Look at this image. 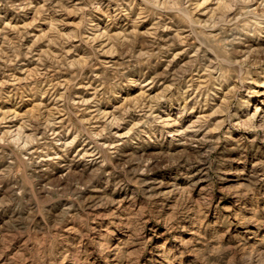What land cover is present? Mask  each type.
Instances as JSON below:
<instances>
[{
    "label": "clouds",
    "instance_id": "1",
    "mask_svg": "<svg viewBox=\"0 0 264 264\" xmlns=\"http://www.w3.org/2000/svg\"><path fill=\"white\" fill-rule=\"evenodd\" d=\"M199 7L191 0H36V4L33 0H0V20L11 10L18 23V34H28L32 24L22 21L30 20L32 11L36 20L41 15L78 16L79 23L69 35L78 36L91 51L88 62L81 60L75 66L71 87L77 86V80L85 85L95 81L94 88H87L93 93L91 100L80 97V103H73V97L64 95L59 99L61 107L52 115L40 105L38 114L34 115L33 110L23 114V127L33 129L34 139L30 138L28 143L38 145L34 155H26L22 144L9 139L15 137L14 130L4 132L0 182L16 181V191L0 198V218H12L10 230L0 234V264H264V171L260 170L264 169V160L259 161V169L253 168L244 178V183L225 188L222 165L228 161L216 153V142L209 144L207 137L197 140L188 135L195 133L196 127L171 132L167 127L179 124L190 111L187 103L181 102L188 96L182 84L191 81L183 79V72L168 71L171 60L168 67L159 70L176 43L170 38L161 45L160 40L169 24L181 26V31L192 35L218 23L195 19ZM231 7L236 9L234 20L220 25L221 34L230 36L221 40L225 46L222 51L243 44V34L264 37V0H258L255 8L249 6L248 0H236ZM242 18L244 26L235 23ZM145 21L151 24L147 31H129ZM56 23L66 25V16ZM229 23L231 27L225 30ZM184 24L187 29L182 27ZM113 27L123 30L119 37H113L120 56L111 65L101 64L97 76L95 65L101 49L93 47V41L105 35V28L111 32ZM124 37L129 39L125 41ZM194 63L190 62L183 71L191 72ZM215 63L219 68V60ZM229 63L232 75L221 72L213 77L210 71L209 83L229 89L224 123L230 129L237 126L233 124L237 112L231 108L239 111L250 107V100L245 97L261 95L246 85L264 82V59ZM151 72L156 75L148 87L160 77L170 81L161 92L150 96L145 90L140 97L126 101L115 110L118 120L110 118L114 114L100 110L101 101L111 104L113 98L121 96V89L128 91L125 85L141 84ZM64 91L68 93L69 88L66 86ZM205 91L210 89H202L201 94ZM49 95L52 100L57 99L56 94ZM11 96L9 93L0 99ZM26 99L29 97L15 102L19 107ZM174 100L179 106L175 118H162L156 109L163 112L161 102L171 104ZM196 103H201L199 98ZM61 111L68 120V124L60 125L61 133L66 129L73 133L71 139L65 135L63 141L54 132L49 133L46 122L58 124L55 116ZM88 113L91 115L87 116ZM17 115L5 111L0 118L3 127H12L7 122ZM254 119L251 117L249 123ZM125 122L127 131L121 138L113 126L119 129ZM260 122L264 128V116H260ZM243 124L242 121L240 126ZM38 129L44 130L42 139L35 136ZM168 136L172 137L170 141L164 139ZM224 138H231L227 130L221 134ZM76 141L89 145L83 156L69 155ZM180 144L185 146L173 150V146ZM157 146L166 150L156 152ZM50 151L58 152L59 158L55 154L49 158ZM59 159L64 160L69 171L48 179ZM81 160L80 171H72V165H79ZM237 166L247 168L246 159L241 158ZM159 169L169 170L159 173L164 179H150V174ZM198 171L206 174L207 183L194 197L191 193L200 183ZM165 180L174 182L166 184ZM181 183L188 188H181Z\"/></svg>",
    "mask_w": 264,
    "mask_h": 264
},
{
    "label": "rangeland",
    "instance_id": "2",
    "mask_svg": "<svg viewBox=\"0 0 264 264\" xmlns=\"http://www.w3.org/2000/svg\"><path fill=\"white\" fill-rule=\"evenodd\" d=\"M40 2L43 3V0H40ZM191 2L200 5L199 10L194 13L195 19H199L201 22H207L212 19L213 21H218V23L211 28L195 31L192 35H189L188 31H181V26L176 24H169L163 31V38L160 40L161 45L169 42L170 38L175 39L176 43L165 60L158 66L159 70L163 71L165 67H168V61L171 60V66L168 67V71L174 74L183 72V79L191 81L190 84H182V87L188 90V96L186 101L181 102H186L190 111L185 113L179 124H169L167 127L170 132L196 127L198 130L195 133L189 132L188 135H194L197 140L207 137L209 144L215 141L217 144L216 153H221L222 158L228 161V163L222 165V174L225 177V183L222 186L233 188L238 184L244 183V178L250 174L253 168L259 169V161L264 160V128L260 126V116H264V82L246 85V87L255 89L261 95L245 97L250 100V107L239 111L235 107L231 108L232 111L237 112L236 117L233 118V124L237 126L229 129L227 124L224 123V108L228 101L229 89L219 85L213 87L209 83V72L211 71L213 77L220 75L221 72L232 75L229 63L231 60H252L256 57L264 59V52L260 51V49H264V37H251L243 34V44L232 45L226 51H222L225 46L221 43V40L230 39V36L225 37L221 34L220 25L225 24L226 21L234 20L233 13L236 12V9L232 8L231 5L236 0H191ZM248 2L250 7L255 8L258 0H248ZM33 3L36 4V0H33ZM256 10L259 11L258 8ZM29 15L31 17L30 20L22 21L32 24V27L27 29V35L17 33L18 23L13 18L14 13L11 10L8 11V15L3 20H0V97L8 96L9 93L12 94L10 99H0V118L3 117L5 111H14L18 114L16 119L7 122L12 126L7 129L3 127V121L0 119V147H4L2 141L4 132L8 131L11 133L14 130L16 133L15 137L10 136L9 139H15L22 144L26 150V155L30 156L35 154L33 150L38 145L36 143H28L30 138L34 139L33 129L31 127H23V114L30 110H33L34 115L38 114L37 105H40L42 109L47 111L48 115H52L55 109L61 107L59 99L64 95L73 97V103H80V97H83L86 101L91 100L93 93L88 91L87 88H94L95 81L85 85L83 81L77 80V86L75 88L71 87V81L76 71L75 66L81 60L88 62V54L91 51L88 45L81 42L78 36L73 35L70 37L69 35L75 31L76 25L79 23L78 16L62 13L51 16V18L41 15V19L36 20L34 11L30 12ZM65 16L68 21L66 25L61 26L56 23V21L63 19ZM243 19L235 21V23L244 26ZM101 27H104V25L101 24ZM182 27L187 29L188 25L184 24ZM229 27H231V24H226L225 30ZM149 28H151V24L145 21L139 28L129 29V31L145 32ZM122 31V29L113 27L112 31L108 32L105 28V35L93 41L92 46L101 49L99 61L95 65L97 76H99L101 71V64L111 65L112 62L118 60L120 50L115 46L113 37H119ZM81 35L87 37L88 34L82 32ZM96 35L99 36V33H96ZM157 35L161 34L157 33ZM21 36H23V39L20 38ZM124 39L127 41L129 38L124 37ZM190 44L193 46H190ZM234 49L237 51H234ZM174 54L175 59H172ZM218 60L220 62L219 68L215 63ZM192 61H196V63L192 64L191 72H184L183 70ZM65 65H67L66 68ZM155 75V72H151L142 79L141 84L125 85L128 91L125 92L121 89V96L113 98L111 104L101 101L100 110L114 114L115 110L125 104L126 101L140 97L145 90L148 95L155 96L170 83L168 79L160 77L157 83L148 87ZM66 86L69 88L68 93L64 91ZM205 88L210 89V92L205 91L202 95L201 90ZM49 93L56 94L57 99L52 100ZM24 96L29 97V99H26L18 107L15 101ZM197 98H199L200 104L196 103ZM88 107L91 108V105L89 104ZM161 107L164 111L161 112L158 108L156 112L162 118H167L168 116L175 118L179 111V106L175 100L171 104L162 101ZM90 115L91 113L87 114V116ZM251 117H255V119L249 123ZM110 118L118 120L119 116L114 114ZM55 120L59 121V123L46 121L49 124V133L54 132L61 141L64 140L65 135L71 139L73 137L72 132L66 129L65 133H61L60 130V125L68 124L63 111L55 116ZM242 121L244 124L240 126ZM97 123H100V121L97 120ZM217 125L223 126L218 129ZM226 130L230 133L231 138L221 139V134ZM43 131V129L36 130L35 136L42 139ZM113 131H119L121 138H123V134L127 131V122L119 129L113 126ZM100 139L103 140L104 138L101 137ZM164 139L170 141L172 137L168 136ZM184 146L183 144L175 145L173 150L179 151ZM88 149V144L76 141L72 144V151L69 155L79 153L83 156ZM9 150L6 149V151ZM164 150L166 149L159 146L155 148L156 152ZM54 154L59 158L60 154L52 151L48 153L49 158ZM241 158L246 159L247 168L237 166ZM82 167L83 161L81 160L79 165H72V171L78 172ZM260 170L264 171V169ZM68 171L69 169L64 167V160L59 159L58 165L53 169L48 179L64 176ZM167 171L169 170L159 169L157 172L151 173L149 178L154 180L164 179L159 173ZM197 179L200 180V183L196 185V188L191 193L194 197L198 195L199 191L207 183L206 174L202 175L199 171ZM173 182L172 180H165L166 184ZM15 184L16 181L11 179L0 182V198L11 196L16 191L15 187H13ZM180 187L187 189L188 185L181 183ZM164 190L166 191L167 189L165 188ZM85 191L90 195H95L94 192ZM11 219V216L0 218V234L10 230L12 227Z\"/></svg>",
    "mask_w": 264,
    "mask_h": 264
}]
</instances>
